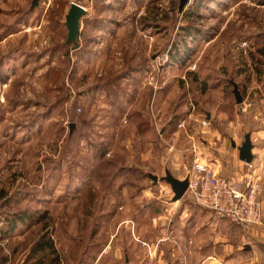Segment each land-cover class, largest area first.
<instances>
[{"label":"rangeland","instance_id":"1","mask_svg":"<svg viewBox=\"0 0 264 264\" xmlns=\"http://www.w3.org/2000/svg\"><path fill=\"white\" fill-rule=\"evenodd\" d=\"M180 1L0 0V225L26 216L0 240L8 264L233 254L237 225L149 174L187 177L194 142L211 157L232 129L264 121V0ZM72 3L87 9L75 49ZM42 236L57 253L33 254Z\"/></svg>","mask_w":264,"mask_h":264},{"label":"built area","instance_id":"2","mask_svg":"<svg viewBox=\"0 0 264 264\" xmlns=\"http://www.w3.org/2000/svg\"><path fill=\"white\" fill-rule=\"evenodd\" d=\"M209 120L202 122L209 126ZM179 128L187 129L185 120ZM194 137V136H190ZM199 144L194 142L191 150L195 153L193 166L188 174L189 185L186 196L197 206L213 211L228 221L247 227H260L264 224L262 189V164L259 173L252 163L247 164V172L228 176L217 173L212 166L200 161Z\"/></svg>","mask_w":264,"mask_h":264},{"label":"crops","instance_id":"3","mask_svg":"<svg viewBox=\"0 0 264 264\" xmlns=\"http://www.w3.org/2000/svg\"><path fill=\"white\" fill-rule=\"evenodd\" d=\"M232 93H233V89H232ZM253 111L254 108L252 109V113ZM211 114L212 112L210 111L207 112L208 120L213 116L215 117V115H211ZM257 120H258L257 118H255V120L253 119V123L251 125H254V127L252 128H250L251 126L249 128L247 127L244 132L243 130H239V131H234L233 134V129H232V132L230 134L231 136L227 140H224L222 143H220L218 147H214L215 151L211 152L210 150L209 153L211 154V157L209 154H206L207 156L205 157H201V158L199 157L200 161L209 164L214 168V170L217 173L224 176H228L231 174L241 175L246 173L248 163L240 159L238 147H240L244 142L245 136L247 134H250L253 143V149H252L253 160L251 163L257 169L255 172L259 173L261 170L260 166L264 164V125L262 124L264 121L262 118L259 121ZM258 124H260L261 126ZM200 129H202V127H200ZM216 133H220V132H216ZM192 134H194L193 131ZM233 144H235V146ZM262 175H263V179H262V189L260 193V199L262 200L263 210H264V170L262 172ZM182 177L177 176V178L179 179H184L186 176H182ZM159 179L163 181L162 178ZM157 184L158 183H155L154 185ZM237 227H238L237 228L238 231L233 230L234 233H231V239H227L226 243L223 246L224 251H227V249H229L232 250L233 254L230 253L231 255L225 258H221L222 254L219 253L214 254L213 255L214 257L211 256L212 258L209 257L205 258L203 256L202 263L208 261L211 264H264V224L260 227H247L241 225H237ZM151 252L153 253L154 251ZM126 258L129 261V255L128 257L126 256ZM184 258L185 260L183 259L181 253L179 252L176 253L174 252L173 249L171 255L170 256L168 255L167 258L165 257L164 259L166 262L165 264H191V262H189L187 257ZM9 262H10V258H8L4 264H8Z\"/></svg>","mask_w":264,"mask_h":264},{"label":"water","instance_id":"4","mask_svg":"<svg viewBox=\"0 0 264 264\" xmlns=\"http://www.w3.org/2000/svg\"><path fill=\"white\" fill-rule=\"evenodd\" d=\"M190 0H181L179 10L180 12L184 11V9L188 6ZM39 3V0H33V4L31 9L35 8ZM87 15V9L77 3H72L69 9L68 14L66 15V27L68 29V38L67 43H77L79 32L81 28V20ZM233 84V93L236 99L237 104H241L244 102V96L239 88V85L231 81ZM76 128L75 123L71 124V133ZM235 146V144H233ZM253 143L250 134L245 136V140L240 147L239 150V157L242 161L246 163H251L253 160ZM151 178L154 180L155 183H158L159 177L154 174H150ZM170 186L174 192L173 201H177L182 199L189 185V176L185 177L184 179H179L175 177L169 170L166 171V175L162 177Z\"/></svg>","mask_w":264,"mask_h":264},{"label":"trees","instance_id":"5","mask_svg":"<svg viewBox=\"0 0 264 264\" xmlns=\"http://www.w3.org/2000/svg\"><path fill=\"white\" fill-rule=\"evenodd\" d=\"M80 35L81 34H79V36ZM67 44H73L74 45V49L76 47H78V43H73L72 42V43H67ZM194 80H197V79H194ZM239 88H240V86H239ZM243 95H244V92H243ZM101 150H102V147H101ZM103 156H104L103 152H102V155L97 156V159H99V162L103 160ZM116 162H117V160H116ZM109 163H111V162H109ZM149 177L151 178L150 174H149ZM6 194L7 193L3 189L0 190V202L2 200H4V198H6ZM25 219H26V216H24V215H18L17 217L15 216L14 218H9L8 220L4 219V222L3 221L2 222L3 223L7 222L8 225H6V224L5 225H0V240L11 236V234L16 229H18V226H20V225H18V221L19 220H23L24 221ZM48 250H50V252H52L53 254L57 253V251L54 248L53 241H51L50 239H45V236H42L41 239L38 240L35 243L32 251H33V254L34 253H39V254L42 253V254H44L45 252H48ZM7 259H8L7 257L0 256V264H4ZM58 259H59V257H58V255H56V257L52 259L51 263L54 264L56 261H58ZM35 264H43V262L36 261Z\"/></svg>","mask_w":264,"mask_h":264}]
</instances>
